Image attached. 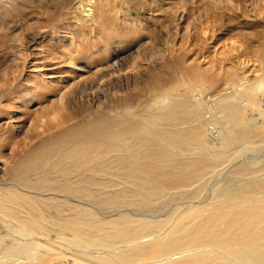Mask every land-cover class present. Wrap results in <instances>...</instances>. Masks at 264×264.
<instances>
[{"label": "bare ground", "instance_id": "bare-ground-1", "mask_svg": "<svg viewBox=\"0 0 264 264\" xmlns=\"http://www.w3.org/2000/svg\"><path fill=\"white\" fill-rule=\"evenodd\" d=\"M48 1L68 17L40 32L34 14L38 45L100 69L60 90L25 131V173L0 178V264H264V44L224 78L179 57L140 70L166 52L145 40L167 0H0V30Z\"/></svg>", "mask_w": 264, "mask_h": 264}, {"label": "rangeland", "instance_id": "rangeland-1", "mask_svg": "<svg viewBox=\"0 0 264 264\" xmlns=\"http://www.w3.org/2000/svg\"><path fill=\"white\" fill-rule=\"evenodd\" d=\"M48 2L51 7H43L42 5L43 8L41 7V9L25 10V16H22L18 21H11L9 25H6L8 28L5 26L3 30H0V91L3 89L7 90L6 87H14L13 90L5 93V98L3 97L0 108V178L3 179H9L16 172H18L19 177L25 173L24 170L14 171L18 168L20 160L25 157V139L28 138L25 131L31 126L29 133L37 135L42 132L41 128L46 129L44 122L49 120L48 116L51 114L50 106L55 102V99H59L60 95L65 92L66 87L72 85L73 81L76 83L83 82L85 77H88V75L90 77V74L96 71L95 68H97V61L92 59L95 58L93 55L94 57L88 58L90 61L92 60L91 67L86 68L85 71L75 67L72 72L71 68L64 67V64H62L64 55L67 53L62 49L63 47L60 45L49 46L47 45L48 43L43 44L44 46L38 45L40 42V39H38L39 34L37 37L35 34L40 29L47 31L49 26L52 27L66 22L68 17L66 15L61 17V9L55 4L51 5V1ZM160 5L161 2H158L153 11L157 9L159 11L153 12L152 16L156 18V21H159L169 15L170 23L168 29L162 32L163 29H161L159 24L152 25L149 22L148 27L151 30V36L153 33L155 35L149 36L145 41L149 45L155 46L161 45L166 41L165 46L163 45L166 52L153 55L154 58L152 56L148 62L143 63L144 65L142 66L144 67L140 70H144L147 67H151V69L158 68L168 58L173 60L179 57L184 64L190 67L200 66L204 70L203 73L211 75L215 71V76L219 73L220 78L222 75V78H224L229 72L237 71L240 65L242 67V63L250 59H256L255 53L258 51L256 49H260L264 44V0H167L164 6L161 7ZM38 9L41 11L37 12L39 11ZM34 14L40 18L41 27H38L39 30L36 28L37 31L29 32L30 21L36 18ZM58 20L61 22L59 23ZM24 21H28L29 25L24 23ZM19 36L23 38L22 48L19 50L14 48L15 52L12 47L16 44V37ZM32 40L34 45L28 44ZM161 40H163L162 43ZM25 49L27 50L25 51ZM133 51L124 53L121 57L127 59ZM165 55L167 58L163 57ZM251 69L249 68L248 71H245V75L250 81L260 74L259 71H251ZM4 73L6 78L3 79L2 75ZM71 75H75L77 78H72ZM145 75V73H142L140 76ZM27 78L30 79L27 80ZM18 84L20 85L17 86ZM40 85L42 90L39 89ZM43 86L47 87L44 89ZM55 89L58 91L53 92ZM60 90H63V92ZM16 91L19 92L16 94ZM20 91H24L26 95L34 99L27 107L22 104L20 96L23 92ZM36 93H43L42 95L45 96H37ZM48 109L49 113H47ZM53 118L51 117V119ZM49 125L47 124V126Z\"/></svg>", "mask_w": 264, "mask_h": 264}]
</instances>
